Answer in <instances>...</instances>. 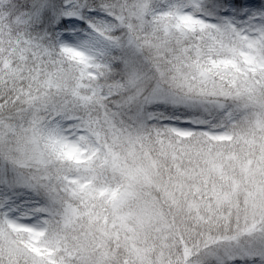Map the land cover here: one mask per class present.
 <instances>
[{
  "label": "snow or ice",
  "instance_id": "snow-or-ice-1",
  "mask_svg": "<svg viewBox=\"0 0 264 264\" xmlns=\"http://www.w3.org/2000/svg\"><path fill=\"white\" fill-rule=\"evenodd\" d=\"M0 264H264V0H0Z\"/></svg>",
  "mask_w": 264,
  "mask_h": 264
}]
</instances>
